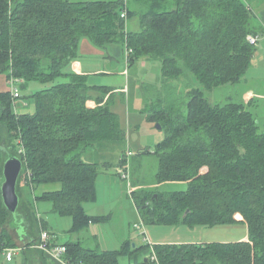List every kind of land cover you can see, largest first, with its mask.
Wrapping results in <instances>:
<instances>
[{
    "label": "trees",
    "instance_id": "trees-1",
    "mask_svg": "<svg viewBox=\"0 0 264 264\" xmlns=\"http://www.w3.org/2000/svg\"><path fill=\"white\" fill-rule=\"evenodd\" d=\"M146 3L140 28L130 31L120 12L125 8L126 17L134 12L124 0H0V74L22 88L30 82L42 86L29 96L33 110L27 113L16 111L20 95L0 91V186L5 160L14 156L22 161L15 213L3 205L0 191V249L14 245L8 220L22 222L29 237L27 264H47L44 251L35 247L40 237L36 232L44 228L37 200L70 215L72 232L85 230L94 217L84 204L94 200L96 177L109 164L86 161L84 153L101 144L125 142L118 115L109 105L114 88L91 85L88 74L69 70L82 38L104 50L123 44L128 66L139 59L158 61L160 83L187 74L195 79L182 110L155 105L147 116L165 127L166 134L153 150L139 153L153 151L158 157V183L183 182L186 187L165 190L171 192L169 199L130 192L140 221L214 226L238 222L233 215L239 212L248 237L145 246H133L127 239L116 250L67 241L64 259L118 264L119 255L128 254L130 264H149V258L136 255L153 248L158 264H264V126L249 103L211 96L219 87L238 84L250 67L260 32L255 16L243 0ZM145 111H150L148 106ZM20 180L36 187L59 183L60 188L25 199Z\"/></svg>",
    "mask_w": 264,
    "mask_h": 264
},
{
    "label": "rangeland",
    "instance_id": "rangeland-1",
    "mask_svg": "<svg viewBox=\"0 0 264 264\" xmlns=\"http://www.w3.org/2000/svg\"><path fill=\"white\" fill-rule=\"evenodd\" d=\"M125 24L126 26L128 24V29L131 31H136L140 27L137 15L127 17ZM119 66L121 69V67H125V64L124 66L123 64H119ZM127 68L130 72V79L136 74L137 79L142 82V85L140 83L133 85L131 80L127 84V78L123 73L111 76L102 75L100 78L101 81L118 87L116 92L114 91V96L110 98L109 105L118 115L121 127L125 133L123 140L125 142L118 143V146L112 143L101 144L84 153L83 158L86 161H92L98 164L108 163L109 169L101 170L97 175L95 180V198L84 204L86 213L90 217H94V220L91 221V224L87 225V228H89L90 234L95 236L92 237L88 234L85 236L82 234L79 236V241L84 246H94L97 241L101 248L116 250L120 248L124 241L123 239H130L131 244L134 243L137 246H145L147 242L150 244L208 243L246 240L248 237L247 226L244 222L240 221L243 217L239 212L233 215V218L239 221L231 224L206 226L187 223H147L143 224L141 226L143 228L140 230L133 227L135 223H140V219L130 192L139 191L146 195L152 194L155 197L160 196L169 199L171 192H165V190L185 189L186 187V183L183 182L158 183V157L153 151L150 153H139V151H142L144 148L153 150L155 145L166 134L165 127H162L159 122L147 119L152 108L158 105L163 110L168 108L173 111L182 110L187 101L185 95L186 90L188 87L193 86L195 79L192 75L186 73L187 75L185 77L173 80L172 82L160 83V66L159 62L155 60L147 61L140 59L135 65H127ZM262 72H264V66ZM2 78L3 76H0V80ZM14 81L13 78H8V86H12ZM14 86L17 87L20 94V97L15 99L14 102L16 110L18 112H31L33 105L30 102L29 96L35 90L41 88V84L30 82L26 87L22 88L21 84L16 82ZM120 86L121 88H119ZM261 87L263 88V85ZM140 90L141 92L144 90L143 97H141ZM244 91V84L239 83L219 87L213 91L211 96L214 99H218V101L224 102L226 96L229 95L238 102L243 100ZM147 106L150 111H145ZM259 112L264 115V100L259 102ZM259 121L263 124L264 116ZM121 171L126 172V180L122 179L124 177L121 175ZM26 183L24 180H20V184H18L19 192L25 199L35 198L36 196L34 194L37 192V189L39 193L42 188L52 189L54 186L50 184L46 187L41 186L37 188L39 185L36 187L34 184L27 183L28 185H26ZM38 207L41 218L49 227V231L54 233L55 236L63 238L64 231H67L71 227L72 217L55 212L52 204L48 202H40ZM16 225L15 221L12 223L9 220L8 225H6V228L11 231L14 238ZM43 229L45 230V228ZM34 231L36 232L35 228ZM39 235L36 232V236L39 237ZM151 249L141 251L136 255L137 259L141 260V257H145L144 259L149 258V264H158L157 259L155 260L154 257L155 252L153 248ZM131 261L128 254H120L118 257V264H130Z\"/></svg>",
    "mask_w": 264,
    "mask_h": 264
},
{
    "label": "crops",
    "instance_id": "crops-1",
    "mask_svg": "<svg viewBox=\"0 0 264 264\" xmlns=\"http://www.w3.org/2000/svg\"><path fill=\"white\" fill-rule=\"evenodd\" d=\"M243 1L248 5L250 10L254 14L255 22L260 32L257 34L258 40L255 45L256 53H254L252 63L250 67L247 69V71L245 72L244 76L242 77L239 83H243L245 86V91L243 93L242 102L249 103L253 112L256 114V116L259 119H261L264 116L262 115V113L259 112V102L261 100H264V93H263L264 92L263 91L264 90V72H262V68L264 66L263 65V62H264V0H243ZM146 2L147 0H126V4H127L126 7L128 9L133 10L134 13L132 15H137L139 18L140 14L143 11H146L148 9ZM139 23H140V18H139ZM126 28L127 30H129L128 24ZM78 52H79V56L70 63L69 70L73 72H77V73L88 74L89 76L88 80L91 85H103V86L112 87L114 88L116 92V89L118 87H115L114 85L110 83L101 81L100 78L102 75L111 76V75L120 74V73L121 74L123 73L126 76L127 84L129 83L128 82L129 80L132 81L133 85L134 84L136 85V83H140V84L142 83L140 82L139 79H137L136 74H134L133 77L130 79V72L127 68V62H126V49L124 45L122 44H110L107 47V49L104 50L102 48L96 47L87 38H82L79 43ZM144 60L150 61L153 59L148 58ZM120 61L122 62L120 63ZM138 61H136L133 65H135ZM118 63L120 65L123 64V66L125 64V67L124 68L121 67L120 69V66ZM0 76H3V78L0 80V91H8L10 88L8 86L6 75L0 74ZM262 85H263V88L261 87ZM119 88H121V86ZM140 93H141V97H143L141 90H140ZM88 105L90 107H93L95 104L92 100H90L88 101ZM262 125L264 126V123ZM50 184L54 185L52 189L42 188V190L39 191V193L37 189V192L34 195L39 196L42 194V192L54 191L60 188L59 183L42 184V185H39L37 188H40L41 186L46 187L47 185H50ZM40 202H48V201L37 200L36 213H37V217L39 218L38 220L41 219V223L43 224L44 228L48 230V232L51 234L52 237L50 241L52 244H63L64 245L67 241L79 240V236H81L82 234H84L85 236L87 234L92 237L95 236L93 234H90L89 228L87 227L85 230L79 233L72 232L71 227H70L67 231H64L63 238H59L55 236L54 233L49 231V227L45 224L44 220L41 218V215L38 211L39 209L38 204ZM89 224H91V222ZM8 232L11 235L12 239L14 240V245L13 246L8 245L0 249V264H27L26 244L29 240V237L26 234V227H24L22 222H19L15 228V238L13 234L11 233V231L8 230ZM0 234H1V228H0ZM123 240L125 241L127 239H123ZM88 247L96 248L99 250H109V249L101 248L99 244L97 243V241L94 244V246H88ZM6 248L14 249L13 257L10 260H7L5 257ZM44 257L46 259L47 264H62L60 261L61 259L54 257L46 252H44Z\"/></svg>",
    "mask_w": 264,
    "mask_h": 264
},
{
    "label": "water",
    "instance_id": "water-1",
    "mask_svg": "<svg viewBox=\"0 0 264 264\" xmlns=\"http://www.w3.org/2000/svg\"><path fill=\"white\" fill-rule=\"evenodd\" d=\"M21 170L22 161L18 157H9L3 164V181L0 186L1 198L3 205L12 213L16 212L19 203L16 186Z\"/></svg>",
    "mask_w": 264,
    "mask_h": 264
},
{
    "label": "built area",
    "instance_id": "built-area-1",
    "mask_svg": "<svg viewBox=\"0 0 264 264\" xmlns=\"http://www.w3.org/2000/svg\"><path fill=\"white\" fill-rule=\"evenodd\" d=\"M126 10L123 9L121 10L120 12V16L122 18H126ZM249 40L254 43L256 41V38L255 37H250ZM14 81V79H13ZM9 91L12 93L13 97H18L20 94H19V91L16 87H13V86H10L9 87ZM121 175L126 178L127 174L125 171H121ZM143 223L140 221V223H135L134 224V228L135 229H142L143 227ZM143 233V232H142ZM39 241L37 244H35V247L39 248V249H42L44 252L54 256V257H57L59 259H61V263L62 264H73L67 260H65L63 258L65 252H66V247L63 245V244H52L50 239H51V236H50V233L48 232V230H44L42 229L40 231V235H39ZM147 244L151 245L149 242H147ZM152 251V250H151ZM153 252V251H152ZM13 254H14V249L13 248H6L5 250V257L7 260H10L12 257H13ZM154 257H155V260L157 259L155 254H154Z\"/></svg>",
    "mask_w": 264,
    "mask_h": 264
}]
</instances>
